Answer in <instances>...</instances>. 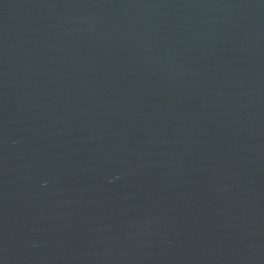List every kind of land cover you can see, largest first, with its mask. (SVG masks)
I'll return each mask as SVG.
<instances>
[{
  "label": "water",
  "instance_id": "95a60500",
  "mask_svg": "<svg viewBox=\"0 0 264 264\" xmlns=\"http://www.w3.org/2000/svg\"><path fill=\"white\" fill-rule=\"evenodd\" d=\"M0 264H264V0H0Z\"/></svg>",
  "mask_w": 264,
  "mask_h": 264
}]
</instances>
